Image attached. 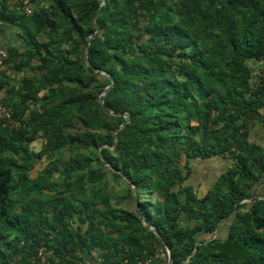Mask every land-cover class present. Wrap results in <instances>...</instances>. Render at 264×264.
<instances>
[{"label": "trees", "instance_id": "16d2710c", "mask_svg": "<svg viewBox=\"0 0 264 264\" xmlns=\"http://www.w3.org/2000/svg\"><path fill=\"white\" fill-rule=\"evenodd\" d=\"M24 4L0 0V264H264V0Z\"/></svg>", "mask_w": 264, "mask_h": 264}, {"label": "rangeland", "instance_id": "374dc122", "mask_svg": "<svg viewBox=\"0 0 264 264\" xmlns=\"http://www.w3.org/2000/svg\"><path fill=\"white\" fill-rule=\"evenodd\" d=\"M16 39H19L18 35L16 36L15 35V40ZM11 40H14V38H11ZM31 73H35V72H31ZM37 73V71H36ZM35 73V74H36ZM99 97V96H98ZM43 145V141L42 140H39L37 142H35L33 145H32V149L34 150H39ZM218 165V162H214L213 160L210 161V166L209 164L204 165V163H200L199 165H196L195 168H196V173L197 175H194V177H197L194 178L197 182H199V185H203V183L205 182H208L212 179V176L215 174V169L211 170L210 168L211 167H216ZM46 166V163H43L42 166H39L38 168H36L33 172V177H36L38 175V170L41 169L43 170V168ZM193 177V176H192ZM125 179V178H124ZM127 180V179H126ZM193 180V179H191ZM206 183V184H208ZM108 187H107V190L108 192L110 193V197L111 199L114 201L113 203L117 204L116 203V196L117 194H122L123 192H126L128 190V184L125 180H115L112 178L111 175H108ZM134 187V186H133ZM123 205V208H131L130 210H132V212H134V205L133 203H131L130 201H124L122 203ZM129 210V209H128ZM224 235V234H223ZM161 251L160 253L163 254V251L162 249L159 250ZM163 259L166 261L167 263V258L165 259V257H163ZM165 264V263H164Z\"/></svg>", "mask_w": 264, "mask_h": 264}, {"label": "crops", "instance_id": "0c3cea01", "mask_svg": "<svg viewBox=\"0 0 264 264\" xmlns=\"http://www.w3.org/2000/svg\"><path fill=\"white\" fill-rule=\"evenodd\" d=\"M2 35H5V37H9L10 35H12L13 38L15 36L13 29L12 30H8L7 29ZM7 40L8 39L5 38L4 41H7ZM15 41H16L15 39L12 40L13 43ZM254 68H255V70H254L255 71L254 74H255L259 69L262 68V66H261V64L254 65ZM252 134H253V141L256 142V143H258V144L261 143L264 146V124H263V122L261 121L260 118L256 121V125H255V127H253ZM196 165H199V164L196 163L195 166ZM209 166H210V164H209ZM210 169L213 170V169H215V167H211ZM211 181H212V179H211ZM211 181H209V183L207 184V186L210 184ZM196 183H197V189H198V192L199 193H203V192H206L207 191V189H205L206 188L205 187V184L206 183H203V185L202 184L199 185V182H197V181H196ZM222 230H221V232H218V235L219 236H222L224 234V232ZM160 252L161 251H159L154 256V258H153L154 261H153L152 264H164V263L167 264L166 261L163 259V257H165L164 254H161ZM165 259H166V257H165Z\"/></svg>", "mask_w": 264, "mask_h": 264}, {"label": "water", "instance_id": "95a60500", "mask_svg": "<svg viewBox=\"0 0 264 264\" xmlns=\"http://www.w3.org/2000/svg\"><path fill=\"white\" fill-rule=\"evenodd\" d=\"M104 3H105V1H104ZM95 22H96V21H95ZM98 31H99V27H97V29H96V31L94 32L93 35L97 34ZM89 39H91V36L89 37ZM90 45H91V42H89V45H88V48H87V50H86V54H85V60H86V63H87L88 65H89L88 53H89ZM113 85H114V82H112V84H111L110 86H108V87L103 91V93H102L101 95H99L98 98H99V101H100V103L102 104L103 108H104L108 113L117 116V115H119V114L114 113L113 111H111V110L105 105L104 100L102 99V97H104V96L107 95V93L110 91V89L112 88ZM120 115L125 116V117H126V120H125L124 123L118 128L117 131H119V130H121L123 127H125V126L129 123V120H130V118H129L128 115H126V114H120ZM145 224H147V223H145ZM149 226L151 227V229H154V230H155V228H154L152 225H149ZM155 233H156V235H158L157 230H155ZM165 247H166V252H167V264H173L174 259H173V256H172V253H171V250L167 247V245H165Z\"/></svg>", "mask_w": 264, "mask_h": 264}, {"label": "built area", "instance_id": "2783aa9c", "mask_svg": "<svg viewBox=\"0 0 264 264\" xmlns=\"http://www.w3.org/2000/svg\"><path fill=\"white\" fill-rule=\"evenodd\" d=\"M18 0H7V5L10 7V8H13V6L15 5V3L17 2ZM25 2V4L23 5V9L24 11L27 13V14H31L32 13V6L29 4V0H22ZM0 55L1 56H4V52L0 49ZM255 76H261L264 78V69L263 70H260V71H257L255 74ZM2 112V114H5L7 115V112L4 110V109H1L0 110ZM164 256L167 258V254L164 253Z\"/></svg>", "mask_w": 264, "mask_h": 264}]
</instances>
